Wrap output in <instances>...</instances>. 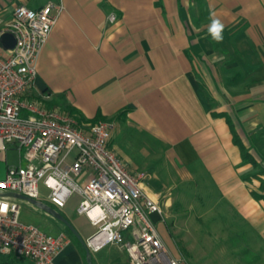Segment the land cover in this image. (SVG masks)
Wrapping results in <instances>:
<instances>
[{
	"label": "crops",
	"instance_id": "0c3cea01",
	"mask_svg": "<svg viewBox=\"0 0 264 264\" xmlns=\"http://www.w3.org/2000/svg\"><path fill=\"white\" fill-rule=\"evenodd\" d=\"M46 1L63 9L24 97L110 121L109 147L128 171L147 173L142 186L163 219L185 222L187 241L232 256L227 264L247 253L264 264V0H0V20ZM213 18L224 24L220 43L207 33ZM221 112L255 164L242 162ZM57 212L83 241L92 232L83 215ZM45 214L56 231L42 232L69 238L54 264H87L84 246ZM201 233L204 243L192 240ZM108 246L117 253L88 251L90 264H128Z\"/></svg>",
	"mask_w": 264,
	"mask_h": 264
},
{
	"label": "built area",
	"instance_id": "2783aa9c",
	"mask_svg": "<svg viewBox=\"0 0 264 264\" xmlns=\"http://www.w3.org/2000/svg\"><path fill=\"white\" fill-rule=\"evenodd\" d=\"M62 9L60 1L36 8L16 4L9 18L0 20V34L7 31L14 38L10 48L0 42V153L6 145L18 152V164L6 166L0 176V193L38 200L40 183L46 199L59 208L76 194V212L93 228L83 241L88 251L113 245L128 264H180L151 219H162L163 212L142 186L147 173L128 171L109 147L111 122L78 120L24 97L34 83L39 50ZM18 210L17 199L0 196V254L54 264L69 238L18 222Z\"/></svg>",
	"mask_w": 264,
	"mask_h": 264
},
{
	"label": "rangeland",
	"instance_id": "374dc122",
	"mask_svg": "<svg viewBox=\"0 0 264 264\" xmlns=\"http://www.w3.org/2000/svg\"><path fill=\"white\" fill-rule=\"evenodd\" d=\"M17 164V150L13 146L6 145L5 151L3 153H0V176H2V174L4 173L6 166H15ZM38 193V200L46 205H50L48 203V200L46 199L47 190L40 183H38ZM77 201L78 196H76V194H71L69 197H67L66 205L64 208L53 207V209L63 214H65V211L72 213L71 216L69 215L72 218V215L73 217L77 215L74 210L77 205ZM17 203L19 204L17 215L18 222L34 226L44 232L52 233L56 231L52 226V218L46 215L44 211L34 207L30 203L23 200L17 199ZM173 208V210H177L174 206ZM184 224L185 222L174 221V219L169 216L167 217V219L162 218L154 222V227L160 239L164 243L167 251L171 256L178 259L180 264H227V262H230L232 256L230 257L227 255H223L222 253L216 251L215 248L208 247L205 244L200 247L198 244L192 245L190 242H188L187 234L183 228ZM192 240H198L199 242L202 241V243H204L206 238L201 233L199 238H194ZM184 245L187 246V252L185 251L183 253L182 246ZM108 249H110L111 254L114 252L117 253L111 248V246L106 245L98 253H92L91 255L92 257H95L96 255L103 254ZM199 250L202 251L200 252ZM119 257L121 260H123L124 253L119 252ZM239 258H237L239 260V264H247L248 262L250 264L253 261V255L250 253L244 254L240 259Z\"/></svg>",
	"mask_w": 264,
	"mask_h": 264
},
{
	"label": "water",
	"instance_id": "95a60500",
	"mask_svg": "<svg viewBox=\"0 0 264 264\" xmlns=\"http://www.w3.org/2000/svg\"><path fill=\"white\" fill-rule=\"evenodd\" d=\"M0 42L5 47L10 48L13 46L14 38L10 32L5 31V32H2L0 34ZM0 196H9V197L14 198V199L23 200V201H26V202L30 203L31 205L41 209V210H43L44 212H46L47 214H49L50 216H52L56 220L63 223L69 229V231L76 237V239L84 246L83 240L80 238V236L75 231V229L72 227V225L62 215H60L57 211H55L54 209H52L48 205L42 203L39 200L32 199V198H29L27 196H24V195L18 194V193H11V192L10 193H0ZM84 250H85V261L87 264H90V255H89L88 250L85 248V246H84Z\"/></svg>",
	"mask_w": 264,
	"mask_h": 264
},
{
	"label": "trees",
	"instance_id": "16d2710c",
	"mask_svg": "<svg viewBox=\"0 0 264 264\" xmlns=\"http://www.w3.org/2000/svg\"><path fill=\"white\" fill-rule=\"evenodd\" d=\"M220 114L225 115L226 119L229 123L231 132H232V136H233V142L239 147L241 156H242V162L243 163H247L250 162L252 164H255V160L253 159L252 155L250 154L249 150L247 149V147L244 145V143L242 142L241 136L238 133V131L235 128V125L232 121V119L230 118V116L226 113V112H221ZM78 120H85L82 117H76ZM97 119H99L98 116L96 117H92L90 118L88 121L89 122H94ZM64 229L68 232L69 236L76 241L75 236L68 230V228L64 225ZM18 257H15L14 255H2L0 254V264H17Z\"/></svg>",
	"mask_w": 264,
	"mask_h": 264
},
{
	"label": "clouds",
	"instance_id": "9594fccd",
	"mask_svg": "<svg viewBox=\"0 0 264 264\" xmlns=\"http://www.w3.org/2000/svg\"><path fill=\"white\" fill-rule=\"evenodd\" d=\"M224 24L218 18H213L207 28L208 35L213 41L220 43L223 41Z\"/></svg>",
	"mask_w": 264,
	"mask_h": 264
}]
</instances>
